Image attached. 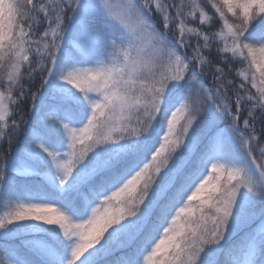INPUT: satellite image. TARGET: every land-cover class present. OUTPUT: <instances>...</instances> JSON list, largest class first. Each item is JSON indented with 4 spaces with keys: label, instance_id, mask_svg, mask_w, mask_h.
<instances>
[{
    "label": "snow or ice",
    "instance_id": "snow-or-ice-1",
    "mask_svg": "<svg viewBox=\"0 0 264 264\" xmlns=\"http://www.w3.org/2000/svg\"><path fill=\"white\" fill-rule=\"evenodd\" d=\"M29 235L0 264H264V0H0V241Z\"/></svg>",
    "mask_w": 264,
    "mask_h": 264
},
{
    "label": "trees",
    "instance_id": "trees-1",
    "mask_svg": "<svg viewBox=\"0 0 264 264\" xmlns=\"http://www.w3.org/2000/svg\"><path fill=\"white\" fill-rule=\"evenodd\" d=\"M236 67H239V65H237ZM229 75H230V78L231 77H235V72H232ZM39 79H40V77L37 76V82H39ZM206 82L209 83V84L212 83L211 75L208 74L207 72H206ZM33 90H35V87H33ZM252 91H254V90H252ZM30 107H31V101L30 100L24 102L19 108L16 109V115L13 118L19 120L20 119V116L23 115L24 119L27 120L28 119V116L30 114ZM24 127H25V125L22 124L21 125V128L23 129ZM257 129L259 131V125H257ZM22 138H23V132H21L20 133V136H19V139H22ZM17 143H18V139H17L16 135L13 134V150L15 149ZM6 146L7 145H5V147ZM31 179H38V178L33 177ZM39 239H41V237H39V236H31V235H29V236H22V237H19L18 239H15L13 241H0V246H3V244L4 245H6V244L21 245V242L23 240H39ZM233 239H234V241L235 240H238L239 239V234L236 237H234ZM131 250L132 249H123L121 251L116 252L114 255L115 256H120L124 252H130ZM113 258L114 257H109V259H113ZM220 259L223 260L224 257L221 256Z\"/></svg>",
    "mask_w": 264,
    "mask_h": 264
}]
</instances>
